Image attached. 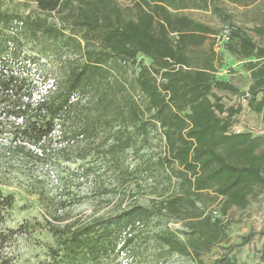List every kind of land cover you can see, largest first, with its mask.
<instances>
[{"label":"trees","instance_id":"trees-1","mask_svg":"<svg viewBox=\"0 0 264 264\" xmlns=\"http://www.w3.org/2000/svg\"><path fill=\"white\" fill-rule=\"evenodd\" d=\"M257 1L130 0L122 6L117 0H17L4 6L0 0V60L18 56L21 39L60 60L55 88L38 102L31 100L32 79L6 67L0 72L3 109L30 144L45 143L60 122L70 129L64 142L82 139L79 158L95 152L119 167L129 149L136 153L149 146L151 132L161 143L155 161H146L143 170L161 174L165 192L150 206L135 204L112 217L49 227L56 247L48 264H100L132 243L133 229L152 216H170L187 229L183 238L170 230L155 233L161 256L201 263V254L224 240L220 218L205 214L204 207L221 200L223 214L230 207L244 209L256 189L264 188V135L234 131L242 106L226 105L218 93L244 98L249 110L264 113V11L243 28L231 24L225 7ZM192 11L216 16L227 29ZM219 38L242 61L246 91L216 76ZM13 202L0 190V252L22 232L21 226L4 227ZM252 236H243L242 244ZM259 259L264 261V251ZM214 263L235 261L222 256Z\"/></svg>","mask_w":264,"mask_h":264},{"label":"rangeland","instance_id":"rangeland-1","mask_svg":"<svg viewBox=\"0 0 264 264\" xmlns=\"http://www.w3.org/2000/svg\"><path fill=\"white\" fill-rule=\"evenodd\" d=\"M1 1L4 6L17 2ZM117 1L122 6L130 2ZM225 7L233 15L231 24L249 28L254 24L253 16L264 11V0L247 6L227 3ZM28 10H33L32 4ZM191 13L197 19L227 29V23H222L216 16L204 11ZM40 48L21 39V45L17 47L18 56L3 63V67L17 75L32 79L35 86L30 88L32 97L48 79L53 77L57 82L62 72L57 55L53 52L43 54ZM216 50L222 56L216 76L246 91L249 77L242 61L223 49L220 38ZM64 57H69L68 53ZM29 58H36L35 70L26 62ZM144 61L148 63L149 60ZM218 93L226 105L239 102L242 106L232 127L234 131L248 130L253 135H264V113L256 114L249 110L244 98L221 91ZM1 103L0 99V190L12 195L14 201L5 215L4 227L17 229L21 226L22 232L0 252V264H48L50 249L56 247V238L49 227H61L73 221L77 225L84 224L99 216L112 217L135 204L150 206L159 193L165 192L163 176L143 170L146 161H155L161 151L157 132H151L153 138L149 146L136 153L129 149L118 167L95 152L85 159L79 158L82 139L64 142L62 137L69 135L70 129L60 122L45 143L30 144L15 130L14 118L7 114ZM86 165L92 167L87 174L83 170ZM204 213L220 218L225 227V237L209 252L201 254V263L176 254L161 256L163 251L153 239L155 233L170 230L183 238V232L187 231L181 221L162 215L137 224L131 232L132 243L124 250L110 254L100 264H215V259L222 256L234 259L235 264H264L259 259L264 251V188L256 189V196L251 197L244 209L230 207L223 214L222 201L217 200L206 205ZM249 233L253 236L242 244V237Z\"/></svg>","mask_w":264,"mask_h":264},{"label":"built area","instance_id":"built-area-1","mask_svg":"<svg viewBox=\"0 0 264 264\" xmlns=\"http://www.w3.org/2000/svg\"><path fill=\"white\" fill-rule=\"evenodd\" d=\"M223 39H226L227 36L226 34H223L222 36ZM8 49L11 50L12 49V44L10 42H8ZM9 52V51H8ZM6 57L4 58V56H2L1 60H0V72H2V70L4 71L3 69V63L4 62H8L9 60L11 61L12 58L9 57L8 54H5ZM5 60V61H3ZM36 58H29L26 60V62H28L29 65L33 66V69L35 70V66L37 65V62H36ZM5 72V71H4ZM56 86V79L55 78H50L47 80V83L45 84H42L41 86H39V89L34 93V96L36 98L31 97V100L34 101V102H38V101H41L43 100V98L51 91L55 88ZM41 87V88H40ZM25 98V97H24Z\"/></svg>","mask_w":264,"mask_h":264}]
</instances>
